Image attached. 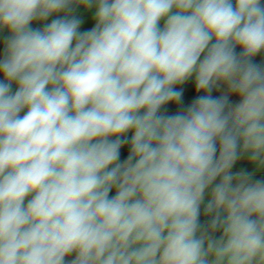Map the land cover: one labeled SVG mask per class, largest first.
Listing matches in <instances>:
<instances>
[{"label":"clouds","instance_id":"clouds-1","mask_svg":"<svg viewBox=\"0 0 264 264\" xmlns=\"http://www.w3.org/2000/svg\"><path fill=\"white\" fill-rule=\"evenodd\" d=\"M0 40V264H264V0H0Z\"/></svg>","mask_w":264,"mask_h":264},{"label":"crops","instance_id":"crops-1","mask_svg":"<svg viewBox=\"0 0 264 264\" xmlns=\"http://www.w3.org/2000/svg\"><path fill=\"white\" fill-rule=\"evenodd\" d=\"M52 18H54V17H52ZM52 18H49V21H48V22H50ZM41 26H42V25L37 24V23H34V24H33V27H41ZM90 27H92V24H91V23H88V22L86 21L85 24L82 26V29H81V30H86V29H88V28H90ZM6 34H7V33H4V35H6ZM1 46H2V45H1ZM239 168H248L249 171L252 170L248 165L243 164V163H238V164L236 165V169H239ZM234 170H235V169H234ZM255 178H256V179H261V178H264V176H260V175H258V176L255 177Z\"/></svg>","mask_w":264,"mask_h":264},{"label":"trees","instance_id":"trees-1","mask_svg":"<svg viewBox=\"0 0 264 264\" xmlns=\"http://www.w3.org/2000/svg\"><path fill=\"white\" fill-rule=\"evenodd\" d=\"M2 51H3V48H2V46L0 45V54H2ZM238 51H239V49H238ZM188 96H189V97L192 96V92H191V91L188 92ZM124 155H125V158H126V151L124 152ZM201 219L203 220L204 217L202 216Z\"/></svg>","mask_w":264,"mask_h":264},{"label":"rangeland","instance_id":"rangeland-1","mask_svg":"<svg viewBox=\"0 0 264 264\" xmlns=\"http://www.w3.org/2000/svg\"><path fill=\"white\" fill-rule=\"evenodd\" d=\"M0 45H2V40H0ZM260 60H261V57L258 56V57L256 58V62H260Z\"/></svg>","mask_w":264,"mask_h":264}]
</instances>
